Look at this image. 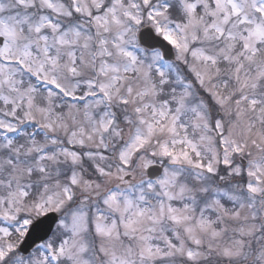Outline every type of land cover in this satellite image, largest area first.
Masks as SVG:
<instances>
[{"label": "snow or ice", "instance_id": "1", "mask_svg": "<svg viewBox=\"0 0 264 264\" xmlns=\"http://www.w3.org/2000/svg\"><path fill=\"white\" fill-rule=\"evenodd\" d=\"M0 264H264V0H0Z\"/></svg>", "mask_w": 264, "mask_h": 264}]
</instances>
